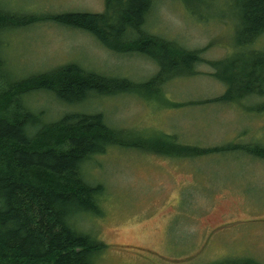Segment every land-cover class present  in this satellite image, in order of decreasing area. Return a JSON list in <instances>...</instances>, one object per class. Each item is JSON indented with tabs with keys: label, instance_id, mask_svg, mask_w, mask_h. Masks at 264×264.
<instances>
[{
	"label": "rangeland",
	"instance_id": "rangeland-1",
	"mask_svg": "<svg viewBox=\"0 0 264 264\" xmlns=\"http://www.w3.org/2000/svg\"><path fill=\"white\" fill-rule=\"evenodd\" d=\"M104 2L0 0V5L10 13L48 15L97 13L104 10ZM200 2L155 0L147 21L153 33L204 50L197 75L164 86L167 101L183 105L170 107L122 94L95 99L84 108L103 111L118 127L174 134L200 147L264 146V111H248L240 104H198L225 89L208 61L224 59L235 50L230 0ZM8 32L9 70L19 78L70 62L138 82L157 71L148 57L115 53L90 33L52 21ZM254 45L264 51V35ZM26 102L33 110L45 109L49 119L65 108L45 92ZM243 102L261 106L263 101L254 96ZM88 172L107 191L103 215L83 216L77 224L108 244L95 264H211L229 258L264 264V159L241 150L178 158L111 148L88 165Z\"/></svg>",
	"mask_w": 264,
	"mask_h": 264
},
{
	"label": "trees",
	"instance_id": "trees-1",
	"mask_svg": "<svg viewBox=\"0 0 264 264\" xmlns=\"http://www.w3.org/2000/svg\"><path fill=\"white\" fill-rule=\"evenodd\" d=\"M154 3L105 0L101 12L48 15L10 13L0 5V264H95L108 244L77 224L83 216L103 215L106 187L89 177L88 165L111 148L178 158L241 150L264 159L261 144L200 147L184 143L174 134L118 127L103 111L84 108L95 99L122 94L170 107L183 105L168 102L164 86L173 79L197 75L198 65L205 61L204 50L189 49L149 30L147 21ZM228 5L235 50L224 59L208 61L214 68L212 75L225 89L198 104H240L248 111L261 112L264 51L254 44L264 35V0H230ZM39 21L88 32L118 54L148 57L157 71L138 82L70 62L19 78L9 70L6 36L8 31ZM40 92L51 94L63 105L62 113L57 111L49 119L45 109L33 110L26 98ZM254 96L263 101L261 106L257 101L243 102ZM211 264L260 263L229 258Z\"/></svg>",
	"mask_w": 264,
	"mask_h": 264
}]
</instances>
